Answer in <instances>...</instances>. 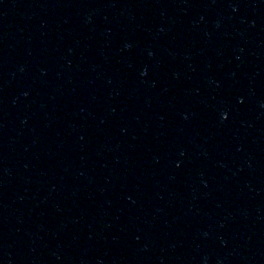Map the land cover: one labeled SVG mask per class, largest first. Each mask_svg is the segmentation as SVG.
Masks as SVG:
<instances>
[{
    "label": "water",
    "instance_id": "water-1",
    "mask_svg": "<svg viewBox=\"0 0 264 264\" xmlns=\"http://www.w3.org/2000/svg\"><path fill=\"white\" fill-rule=\"evenodd\" d=\"M264 155V0H0V264H43L134 195Z\"/></svg>",
    "mask_w": 264,
    "mask_h": 264
}]
</instances>
